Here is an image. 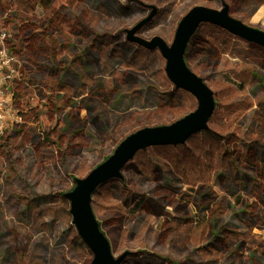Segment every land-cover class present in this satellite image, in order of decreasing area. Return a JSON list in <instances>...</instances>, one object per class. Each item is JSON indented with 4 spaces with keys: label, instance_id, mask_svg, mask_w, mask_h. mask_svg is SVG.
<instances>
[{
    "label": "rangeland",
    "instance_id": "rangeland-1",
    "mask_svg": "<svg viewBox=\"0 0 264 264\" xmlns=\"http://www.w3.org/2000/svg\"><path fill=\"white\" fill-rule=\"evenodd\" d=\"M224 3L231 16L264 31V0H0V18L20 50L21 70L30 83L18 91V121L0 131V264H91L93 253L72 224L64 194L130 134L170 125L198 107L191 93L169 80L159 50L119 48L111 41L107 55L116 48L127 67L142 72L123 91H96L89 103L95 112L82 113L88 126L73 137L80 130L70 107L79 96L71 95L70 107L57 108L63 105L61 95L48 90L44 68L49 64L30 52L41 45L31 36L62 20L114 33L149 19L142 36H160L170 45L190 8L220 10ZM185 59L214 92L209 131L183 145L138 152L122 179L93 194L92 206L113 254L130 253L122 264L240 263L219 244L212 255L182 253L183 240L170 234V220L202 219L215 226L222 221L243 233L249 223L245 216L264 215V48L203 24ZM121 64L112 62L111 68L120 71ZM215 234L223 240L220 230ZM202 241L212 245L209 236ZM245 256L248 264H264L257 250Z\"/></svg>",
    "mask_w": 264,
    "mask_h": 264
},
{
    "label": "flooded vegetation",
    "instance_id": "flooded-vegetation-1",
    "mask_svg": "<svg viewBox=\"0 0 264 264\" xmlns=\"http://www.w3.org/2000/svg\"><path fill=\"white\" fill-rule=\"evenodd\" d=\"M135 26L120 27L112 33L111 30L106 28L97 30L96 26L92 24L62 20L57 24H44L40 28L41 34L39 37L31 36L33 39L40 38L41 45L40 48H32L30 52L32 51L31 53H34V55L38 54L41 56L42 61L49 64L44 68V74L48 78V90L56 91L61 95L59 102L62 101L63 105H56L57 108L70 107L71 95L79 96V100L77 98L79 102L70 107L75 120L79 123L78 128L80 130L73 134V137L79 138L83 135V130L87 128L88 123H85L82 113L86 112V117H88L89 113L95 112V109L90 107L89 103H92L93 94L96 91H123L128 83L131 86H133V83H137L138 76L142 72L135 71L132 64L127 67L125 58L118 56L119 52L116 48L114 52L110 51V55H107L108 48L112 44L111 41L118 43L119 48L122 45H133L139 50L155 51L130 40L129 30H132ZM140 29L131 37L147 41H151L155 37L144 38L140 33ZM115 61L122 62L120 71L111 68L112 62ZM133 61L135 63V60ZM53 63L56 64V68L51 66ZM123 64L126 66L124 67ZM95 68L97 72L94 71ZM127 71L132 72L127 73ZM52 84H55V86ZM194 205L196 204L194 203ZM195 212H198V210L195 209ZM244 219H247L249 223H247V232L243 233H240L231 225L222 226V221H219L215 226L212 221L208 223L202 219L186 220V222L170 220V234L172 237L178 234V239L183 240L179 246L182 247L180 251L184 254H190L191 252L194 255L211 254L215 251L216 245L219 244L220 246L224 245L228 251L233 252L232 258H237V261L240 262L236 263L233 260V264H248L250 258L245 256L247 252L257 250L264 258V215L259 214L258 217L245 216ZM256 226H258V229ZM259 228L261 229L259 230ZM219 230L223 240L216 238L215 232ZM256 230L257 232H255ZM252 231L253 234H251ZM206 236H209L212 241V245L208 248L204 246V241L200 242ZM173 249L175 250L176 247L173 246ZM170 264L190 263H178L172 259Z\"/></svg>",
    "mask_w": 264,
    "mask_h": 264
},
{
    "label": "water",
    "instance_id": "water-1",
    "mask_svg": "<svg viewBox=\"0 0 264 264\" xmlns=\"http://www.w3.org/2000/svg\"><path fill=\"white\" fill-rule=\"evenodd\" d=\"M149 19L136 25L129 34L134 35ZM203 24L217 26L241 40L264 48V31L249 26L230 14L224 3L217 10L197 5L191 8L180 21L172 44L155 36L151 41L129 36L147 49H158L166 59V74L176 89L191 93L198 101L195 111L170 125L142 128L127 136L114 153L97 165L85 178H76L74 188L65 194L70 202L72 224L93 253L91 264H122L129 252L116 257L109 239L102 231L95 215L93 194L103 184L122 179L125 166L142 150L150 147L178 146L185 144L193 135L209 129L216 101L214 92L205 81L194 73L186 63L185 55L190 40Z\"/></svg>",
    "mask_w": 264,
    "mask_h": 264
},
{
    "label": "built area",
    "instance_id": "built-area-1",
    "mask_svg": "<svg viewBox=\"0 0 264 264\" xmlns=\"http://www.w3.org/2000/svg\"><path fill=\"white\" fill-rule=\"evenodd\" d=\"M11 34L0 18V131L18 121L13 106V91L17 83L24 82L21 60L12 49Z\"/></svg>",
    "mask_w": 264,
    "mask_h": 264
},
{
    "label": "trees",
    "instance_id": "trees-1",
    "mask_svg": "<svg viewBox=\"0 0 264 264\" xmlns=\"http://www.w3.org/2000/svg\"><path fill=\"white\" fill-rule=\"evenodd\" d=\"M4 23V22H3ZM4 26L6 27V25H5V23H4ZM7 28V27H6ZM32 40L34 41V40H39L40 41V38H37V39H33L32 38ZM10 45H11V47H12V49L20 56V50H19V48L17 47V45L11 40V43H10ZM21 72H22V74H23V77H24V82H20V83H17V85L14 87V91H13V106L15 107V105H16V101H18L19 100V92L18 91H26L29 87H30V83H29V81H28V78L25 76V71H22L21 70ZM15 109H16V107H15ZM16 110H18L19 111V109H16ZM207 131H209V129L208 130H206V131H202V132H207ZM200 133V132H199ZM108 158V157H107ZM106 158V159H107ZM105 159V160H106ZM64 197H65V194H64ZM66 198V197H65ZM67 199V198H66Z\"/></svg>",
    "mask_w": 264,
    "mask_h": 264
}]
</instances>
